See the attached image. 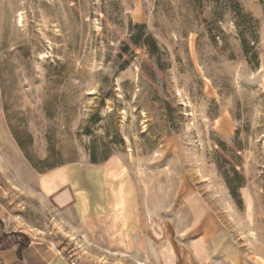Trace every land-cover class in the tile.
<instances>
[{"label":"rangeland","instance_id":"374dc122","mask_svg":"<svg viewBox=\"0 0 264 264\" xmlns=\"http://www.w3.org/2000/svg\"><path fill=\"white\" fill-rule=\"evenodd\" d=\"M79 173L125 249L51 205ZM202 211L227 264H264V0H0V264L11 232L64 264H160Z\"/></svg>","mask_w":264,"mask_h":264},{"label":"crops","instance_id":"0c3cea01","mask_svg":"<svg viewBox=\"0 0 264 264\" xmlns=\"http://www.w3.org/2000/svg\"><path fill=\"white\" fill-rule=\"evenodd\" d=\"M92 190L87 174H65L47 196L56 211L76 219L77 227L85 237L95 240L107 250L125 249L130 245V239L122 215L113 207L87 209L86 204L96 201L95 197L86 195ZM188 197L190 204L195 205L196 198L191 195ZM197 215L198 212L193 214V228H190L201 229V235L184 242L174 237L168 247L163 248V256L158 254L160 264H227L237 257L234 246L221 242L220 230L209 232L211 218H208V213L203 214L202 211L200 219ZM16 249L17 245H12L2 251L5 264H64L59 249L47 239L30 237L29 244L20 256H17Z\"/></svg>","mask_w":264,"mask_h":264},{"label":"trees","instance_id":"16d2710c","mask_svg":"<svg viewBox=\"0 0 264 264\" xmlns=\"http://www.w3.org/2000/svg\"><path fill=\"white\" fill-rule=\"evenodd\" d=\"M0 224H1V220H0ZM11 235L13 236H21L23 238V240H21L17 246V256H20L21 254V251L29 244V239L26 235H24L23 233L21 232H11ZM8 247V246H7ZM6 248V247H5ZM4 248V249H5Z\"/></svg>","mask_w":264,"mask_h":264}]
</instances>
